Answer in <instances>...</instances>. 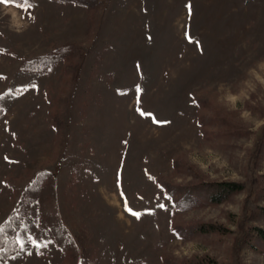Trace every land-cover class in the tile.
<instances>
[{
	"label": "rangeland",
	"instance_id": "obj_1",
	"mask_svg": "<svg viewBox=\"0 0 264 264\" xmlns=\"http://www.w3.org/2000/svg\"><path fill=\"white\" fill-rule=\"evenodd\" d=\"M81 1L0 3V264H264V0Z\"/></svg>",
	"mask_w": 264,
	"mask_h": 264
},
{
	"label": "trees",
	"instance_id": "obj_2",
	"mask_svg": "<svg viewBox=\"0 0 264 264\" xmlns=\"http://www.w3.org/2000/svg\"><path fill=\"white\" fill-rule=\"evenodd\" d=\"M81 3L85 1L79 0ZM45 59V58H44ZM56 59L54 57H47L46 60L50 62L51 60ZM36 62V61H34ZM32 63V62H31ZM51 177L48 172H41L37 178L30 184L29 190L31 193L39 195V191L42 190L43 182L46 177ZM243 189V184L237 181H219L211 184H203L196 186H183L168 189L170 193L174 195H178V200L183 202L196 201V198L205 197L210 201H219L221 196H228L239 192ZM47 191H50V194H54V185L50 182L47 185ZM36 195V196H38ZM46 210V209H45ZM24 213V210H21L20 213L14 214L7 222H5L2 226H0V256L5 257L4 253L5 247L8 248L10 243H14V231L17 229L19 225V221L21 218V214ZM41 219L43 223L48 227L49 232L55 242L60 246H65L71 241L67 239V233L65 227L62 223H60L59 217L56 213L50 211L41 210ZM219 227L214 224L208 225H200V230L206 231H215ZM181 227H177L176 230L180 232ZM255 236L264 244V228L256 227Z\"/></svg>",
	"mask_w": 264,
	"mask_h": 264
},
{
	"label": "snow or ice",
	"instance_id": "obj_3",
	"mask_svg": "<svg viewBox=\"0 0 264 264\" xmlns=\"http://www.w3.org/2000/svg\"><path fill=\"white\" fill-rule=\"evenodd\" d=\"M0 3H17V6H19V7L31 6L29 3V0H0ZM139 92H140V89L137 86V93H139ZM141 114L144 115V113H141ZM125 203L127 204V201H125ZM161 207H163V205H161ZM128 211L131 212V209H128ZM132 214L135 215L137 218H139V216H140V213L132 212ZM32 243L37 248L46 246L45 244H41L40 242H37L36 240H33ZM22 247H23V245H22Z\"/></svg>",
	"mask_w": 264,
	"mask_h": 264
}]
</instances>
